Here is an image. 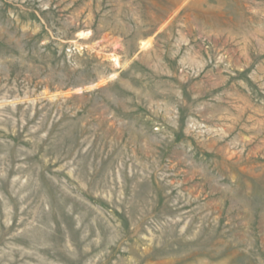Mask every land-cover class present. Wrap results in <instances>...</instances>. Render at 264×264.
Instances as JSON below:
<instances>
[{
  "label": "rangeland",
  "instance_id": "374dc122",
  "mask_svg": "<svg viewBox=\"0 0 264 264\" xmlns=\"http://www.w3.org/2000/svg\"><path fill=\"white\" fill-rule=\"evenodd\" d=\"M0 264H264V0H0Z\"/></svg>",
  "mask_w": 264,
  "mask_h": 264
},
{
  "label": "bare ground",
  "instance_id": "6f19581e",
  "mask_svg": "<svg viewBox=\"0 0 264 264\" xmlns=\"http://www.w3.org/2000/svg\"><path fill=\"white\" fill-rule=\"evenodd\" d=\"M112 59L117 65L120 63L119 59H117L116 57H112Z\"/></svg>",
  "mask_w": 264,
  "mask_h": 264
}]
</instances>
